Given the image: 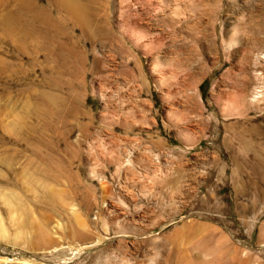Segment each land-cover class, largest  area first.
<instances>
[{
	"label": "rangeland",
	"instance_id": "rangeland-1",
	"mask_svg": "<svg viewBox=\"0 0 264 264\" xmlns=\"http://www.w3.org/2000/svg\"><path fill=\"white\" fill-rule=\"evenodd\" d=\"M81 1L0 0V264H264V0Z\"/></svg>",
	"mask_w": 264,
	"mask_h": 264
},
{
	"label": "bare ground",
	"instance_id": "bare-ground-1",
	"mask_svg": "<svg viewBox=\"0 0 264 264\" xmlns=\"http://www.w3.org/2000/svg\"><path fill=\"white\" fill-rule=\"evenodd\" d=\"M60 1L63 3V5L67 6L69 10L71 9L73 13H75L78 17H80L81 20L82 19L86 20L88 13L86 14L84 12L85 7H84L81 0H60ZM258 92L259 91H257L255 93L256 95L253 96L252 100H255V98H258V97L260 98V92L259 93ZM261 95H262V93H261ZM256 101H257V99H256Z\"/></svg>",
	"mask_w": 264,
	"mask_h": 264
}]
</instances>
